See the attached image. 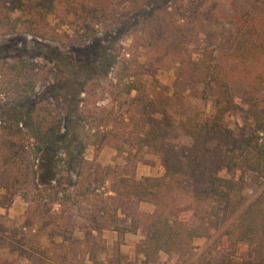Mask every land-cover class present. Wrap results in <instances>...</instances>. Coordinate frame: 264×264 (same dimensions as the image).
I'll use <instances>...</instances> for the list:
<instances>
[{
  "label": "trees",
  "instance_id": "1",
  "mask_svg": "<svg viewBox=\"0 0 264 264\" xmlns=\"http://www.w3.org/2000/svg\"><path fill=\"white\" fill-rule=\"evenodd\" d=\"M219 1L0 0V38L39 40L36 57L43 55L44 42L65 46L91 41L96 35L93 12L113 8H124L134 20H142L149 30L147 46L172 57L170 96L160 89L143 102L140 81L133 79L125 87L126 94L135 93L132 101L137 103L129 116V135L137 153L146 149L160 160L163 174L139 180L120 178L110 186L116 210L128 220L127 226L116 227L117 235L143 233L144 240L136 247L141 264H156L161 254L180 256L193 240L218 231L244 206L243 191L249 183L257 188L264 184V0H227V8ZM50 18L57 23L52 25ZM62 27L71 28L73 36L61 31ZM39 72L31 62L0 60V160L4 167L0 175L5 181L0 208L8 207L19 192L28 212L37 217L56 200V195L46 194L52 179L45 178L42 170L55 167L59 155L71 157L60 134L62 120L45 107L27 103L39 83ZM81 94L85 99L77 118L90 132L102 126L104 109L96 105L99 99L93 86ZM204 97L213 99L208 119L199 117L188 103ZM228 114L238 115L242 125L227 128L224 117ZM180 137L190 139V145L174 143ZM88 145V139H80L67 165L79 186L102 170L81 157ZM114 148L120 150L119 145ZM36 161L46 164L40 166L39 175ZM263 196L264 189L235 225L224 231L231 246L251 248L252 259L235 262L224 255L213 264H264ZM140 204L152 210L142 213ZM4 251L30 258L16 234L0 221V264H13L2 255ZM102 264L129 263L117 252Z\"/></svg>",
  "mask_w": 264,
  "mask_h": 264
},
{
  "label": "rangeland",
  "instance_id": "2",
  "mask_svg": "<svg viewBox=\"0 0 264 264\" xmlns=\"http://www.w3.org/2000/svg\"><path fill=\"white\" fill-rule=\"evenodd\" d=\"M219 4L228 7L227 0H220ZM108 11L93 12L96 35L91 41L65 46L44 42L41 43L40 53L43 55L40 57H36L40 43L37 39L24 36L0 38V60L9 63L21 60L37 66L39 83L27 103L45 107L62 120L60 134L64 137V147L71 151L70 158L59 155L55 167L42 170L45 178L52 179L46 194L56 195L48 212L38 217L29 213L19 192L8 207L0 208V221L16 234L30 256L24 258L17 253L2 252L13 264H102L117 252L129 264L142 263L136 247L144 240L143 233L117 235L116 227L127 226L128 220L116 210L110 186L120 178L159 177L163 168L152 152L146 149L136 151L129 135V116L137 108V103L132 101L136 95L134 92L126 94L125 87L133 79L140 81L145 91L143 102L154 97L160 89L164 95L170 96L174 79L173 59L163 50L147 46L149 30L142 25V20H134L124 8ZM50 22L54 25L57 20L50 18ZM61 31L73 36L69 27H62ZM193 49L195 57L196 44ZM72 66L76 68L70 71ZM90 86L94 87L95 98L99 99L96 105L104 109L101 111L104 120L100 128L88 132L77 115L82 107L81 101L85 99L81 92ZM188 103L202 119L211 117V97L191 99ZM1 112L0 117H3ZM224 125L235 129L242 125V121L238 115L228 114L224 117ZM82 138L88 139L89 145L81 157L93 161L102 170L93 180L84 181L79 186L67 165L75 157L78 141ZM174 143L188 146L191 141L180 137ZM114 145H119L120 150ZM128 153L134 156L128 157ZM45 165L35 162L38 175L42 173L40 166L45 168ZM3 169L0 160V174ZM102 179L104 183L99 185ZM4 183L0 175V193ZM263 189L264 184L257 188L249 183L243 191L246 203L218 231L193 240L180 256L159 255L156 264H213L215 259L224 255H229L235 262L251 260V248L243 244L231 246L224 231L235 225L236 218ZM138 210L148 213L152 207L140 204ZM189 224L193 226L195 220Z\"/></svg>",
  "mask_w": 264,
  "mask_h": 264
}]
</instances>
